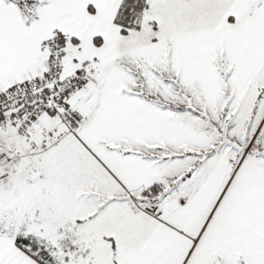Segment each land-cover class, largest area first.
Masks as SVG:
<instances>
[{
    "label": "snow or ice",
    "instance_id": "obj_1",
    "mask_svg": "<svg viewBox=\"0 0 264 264\" xmlns=\"http://www.w3.org/2000/svg\"><path fill=\"white\" fill-rule=\"evenodd\" d=\"M0 264H264V0H0Z\"/></svg>",
    "mask_w": 264,
    "mask_h": 264
}]
</instances>
